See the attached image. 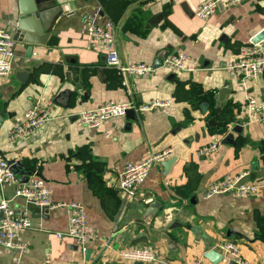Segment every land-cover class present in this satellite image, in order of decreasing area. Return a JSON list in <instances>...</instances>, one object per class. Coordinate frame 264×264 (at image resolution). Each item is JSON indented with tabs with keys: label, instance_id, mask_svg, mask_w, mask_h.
<instances>
[{
	"label": "crops",
	"instance_id": "obj_1",
	"mask_svg": "<svg viewBox=\"0 0 264 264\" xmlns=\"http://www.w3.org/2000/svg\"><path fill=\"white\" fill-rule=\"evenodd\" d=\"M203 1L50 0L59 12L45 45L16 41L11 73L0 77V155L31 170L28 180L44 179L54 202H81L96 237L84 248L66 235L59 238L56 233L67 230V209L29 206L31 226L19 233L26 250L0 246V264H135L117 254L133 246H148L166 262L154 264H213L202 254L222 240L236 242L247 264H264V191L258 197L203 195L207 184L227 173L245 171L248 180L264 185V122H246L244 110L248 93L264 109V72L242 80L224 68L264 27V0L223 1L206 20L194 14ZM17 2L0 0V26L12 30ZM91 21L113 24L123 63L154 64L158 52L170 48L168 54L197 58L200 68L160 66L148 78L120 76L81 32ZM19 71H28L25 81ZM65 81L75 86L68 107L54 102L47 122L25 140H10L8 131L23 112L40 98L53 100ZM222 87L228 92L219 97ZM153 98L170 105L133 110L132 117L111 118L98 128L72 117L109 100L141 104ZM236 125L239 131H233ZM215 138L217 150L199 154ZM166 148L173 162L166 171L153 165L134 199L114 188L126 163ZM15 188L0 186V199L21 205ZM154 200L165 208L146 224L141 217Z\"/></svg>",
	"mask_w": 264,
	"mask_h": 264
},
{
	"label": "built area",
	"instance_id": "obj_2",
	"mask_svg": "<svg viewBox=\"0 0 264 264\" xmlns=\"http://www.w3.org/2000/svg\"><path fill=\"white\" fill-rule=\"evenodd\" d=\"M238 3L241 0H205L195 10V16L206 20L217 10V3ZM264 28V27H263ZM14 27L11 29L0 26V77L11 73L13 58L15 56L16 40L13 38ZM81 32L88 38V44L105 52L106 62L114 67L120 76L148 78L154 76L158 70L154 64L147 63H123L116 47L113 24L107 21L102 24L94 22L84 23ZM175 72H193L200 68L197 58L184 51H175L166 55L161 65ZM225 70L242 80L255 79L264 72V36L258 42L243 44L239 47L234 58L224 66ZM170 101L159 98L150 99L146 103L137 104L133 101H105L99 106L79 111L75 122L80 126L98 128L105 121L126 115L128 109L137 112L155 111L165 109ZM54 101L38 99L28 109L22 118L15 121L8 131L10 140H25L37 128L41 127L51 118ZM246 122H264V109L254 95L249 93L244 103ZM106 133H108L106 131ZM220 143L215 138L209 144L203 145L198 152L201 155H210L215 152ZM172 154L171 148L158 152L147 151L136 162H128L122 171L117 174L112 183L114 188L124 193L128 199H134L138 195L140 186L148 176L153 165L161 164ZM248 173H227L218 180L206 185L203 191L205 198L215 195L228 194L233 197H258L264 191V185L247 179ZM16 185L14 199L21 198V205H14L12 199H0V246L7 249H15L18 252L26 250V244L19 239V233L31 226V213L29 206H33L41 212L64 207L68 211V226L66 233L57 232V237L66 235L75 240L77 245L84 248L96 235L93 227L86 217L84 205L78 201L54 202L51 192L44 179L35 178L27 182H20L11 171L10 163L0 155V186ZM215 250L222 254V259L228 264L233 260L236 264H247L241 255L239 245L230 240H222L216 243ZM119 258L131 263L142 262L146 264L166 263L160 259L154 249L143 247H126L117 251ZM12 264H24L18 259ZM52 264V263H46ZM197 264V263H194Z\"/></svg>",
	"mask_w": 264,
	"mask_h": 264
},
{
	"label": "water",
	"instance_id": "obj_3",
	"mask_svg": "<svg viewBox=\"0 0 264 264\" xmlns=\"http://www.w3.org/2000/svg\"><path fill=\"white\" fill-rule=\"evenodd\" d=\"M18 15L14 25L13 38L17 42H23L29 45H45L47 38L51 35V27L53 24V17L59 12V7H50V0H18ZM223 6L222 2L217 3V8L220 9ZM264 36V28L258 31L251 39V42L255 43L261 40ZM170 48H166L158 52L154 61L156 67H160L163 63V59L168 55ZM28 71H19L16 73L20 81L26 77ZM225 86V85H224ZM75 91V86L65 81L56 95L53 97V101L63 107H68L71 97ZM227 91V88L222 87L219 90V97H221ZM133 110L128 109L126 116L132 117ZM76 114L72 115L76 118ZM2 117H0V122ZM240 125H236L233 131H239ZM230 135L225 137L223 141H228ZM10 163L11 171L18 177L20 182H27L32 174V171L25 168L19 161L8 160ZM173 162V158H168L161 162L164 171L169 168V165ZM165 205H162L159 201H151L141 217L142 221L146 224L151 222L153 216L162 209ZM202 256L212 262L218 264L222 260V254L217 250L211 248L203 252ZM135 264H142V262H135ZM228 264H236L231 260Z\"/></svg>",
	"mask_w": 264,
	"mask_h": 264
}]
</instances>
